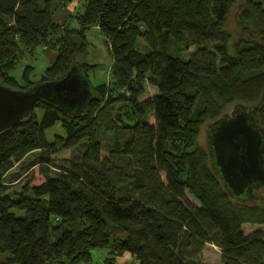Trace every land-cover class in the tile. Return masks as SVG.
<instances>
[{"label":"trees","instance_id":"obj_1","mask_svg":"<svg viewBox=\"0 0 264 264\" xmlns=\"http://www.w3.org/2000/svg\"><path fill=\"white\" fill-rule=\"evenodd\" d=\"M55 1L73 0H0V84L26 90L75 64L91 94L75 112L36 100L0 131V264H115L123 252L134 264H193L205 242L219 264H264V183L232 195L197 144L200 126L236 103L256 105L264 129V0H242L235 38L234 0H79L61 23ZM91 26L110 54L95 84ZM44 48L54 59L37 80L29 63L11 74ZM145 83L155 93L138 100ZM55 124L62 135L47 140ZM64 150L69 164L54 163ZM32 152L42 181L12 188L3 177ZM92 248H106L101 262Z\"/></svg>","mask_w":264,"mask_h":264},{"label":"water","instance_id":"obj_2","mask_svg":"<svg viewBox=\"0 0 264 264\" xmlns=\"http://www.w3.org/2000/svg\"><path fill=\"white\" fill-rule=\"evenodd\" d=\"M90 94L89 82L75 64L62 77L39 82L26 90L0 84V131L26 116L36 100L75 112ZM255 111L256 105L236 103L229 113L223 112L207 125L205 147L209 165L235 196L264 183V129L256 123Z\"/></svg>","mask_w":264,"mask_h":264},{"label":"rangeland","instance_id":"obj_3","mask_svg":"<svg viewBox=\"0 0 264 264\" xmlns=\"http://www.w3.org/2000/svg\"><path fill=\"white\" fill-rule=\"evenodd\" d=\"M242 0H234L233 6L231 7L229 13L227 14L226 19V27L225 29L231 34L232 38H235L238 34V30L235 25V11L237 10L238 6L242 4ZM66 5V6H63ZM80 1L79 0H73L70 3L64 4L63 2L55 1L53 4V18L56 22L61 23L64 21V19L73 12L79 10ZM86 38L89 42V45L87 47V55H86V61L88 63L97 64V67L92 71L88 73V78L91 83L95 84L98 83L101 80H105L107 69L110 64V54L107 50V46L105 42L103 41L102 37L98 33L97 30L89 27L86 31ZM140 44L137 46L139 49ZM44 53V54H43ZM189 52L183 51L181 54L184 57ZM46 55V58L44 57ZM54 56V54H53ZM54 59V57H53ZM52 53H49L48 50H41L37 49L35 52L34 59L30 60H21L19 65L11 72V74L18 80L20 72L22 70V67L24 63H29L33 65V71L30 74L31 80H37L42 73L43 69L50 65L52 63ZM145 91L144 93L138 97V100H143L155 93V88L152 85H149L148 83L144 84ZM232 105L226 109V113H229ZM147 123H153V117L152 114H149L147 116ZM210 123V121H205L199 128V133L197 136V144L201 147L205 148V142H206V130L207 125ZM45 137L47 140H51L52 134H58L62 135L61 128L55 124L51 127H48L44 130ZM70 151L64 150V151H54L51 154V158L54 163L58 164H64L68 165L70 161ZM35 160V152H32L23 158H21L18 161L13 162V166L8 170L6 175L3 177V180L6 182H13L18 180L14 185H11L12 188H17L19 185H21L24 181L28 180L29 184H37L42 181L41 175L37 172V165L34 163ZM161 178L163 179V174H161ZM186 200L194 205H197V202L193 200L189 195H185ZM15 214L22 215L21 211H15L14 209H11ZM106 253V248H92L91 249V255L93 261L101 262L103 256ZM135 261L131 257H129L128 254H125L123 256H120L116 259L115 264H132L131 261ZM193 264H219V249L216 245L205 242L203 245V248L201 250V253L198 257V259Z\"/></svg>","mask_w":264,"mask_h":264},{"label":"crops","instance_id":"obj_4","mask_svg":"<svg viewBox=\"0 0 264 264\" xmlns=\"http://www.w3.org/2000/svg\"><path fill=\"white\" fill-rule=\"evenodd\" d=\"M91 28L97 30L95 26H91ZM44 50H48L49 53H52V60H53V57H54L53 54H54V52L51 51V50H49V49H46V48H44L43 51H44ZM43 54H44V53H43ZM44 57H45V59H47V58H46V55H44ZM52 60H51V61H52ZM32 66H33V65H32ZM33 68H34V67H33ZM32 71H33V70H32ZM7 172H8V171H7ZM7 172H6V173H7ZM124 254H125V252H123V253L121 254V256H123ZM126 254H128V252H126ZM128 255H129V254H128ZM130 261H131L132 264L135 263V261H134V262H133L132 260H130Z\"/></svg>","mask_w":264,"mask_h":264}]
</instances>
